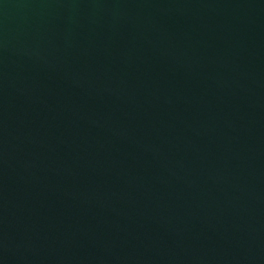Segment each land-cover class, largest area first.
<instances>
[{"label":"water","instance_id":"obj_1","mask_svg":"<svg viewBox=\"0 0 264 264\" xmlns=\"http://www.w3.org/2000/svg\"><path fill=\"white\" fill-rule=\"evenodd\" d=\"M0 264H264V0H0Z\"/></svg>","mask_w":264,"mask_h":264}]
</instances>
